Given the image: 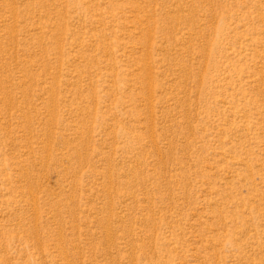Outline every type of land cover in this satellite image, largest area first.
<instances>
[{"label": "rangeland", "instance_id": "1", "mask_svg": "<svg viewBox=\"0 0 264 264\" xmlns=\"http://www.w3.org/2000/svg\"><path fill=\"white\" fill-rule=\"evenodd\" d=\"M0 264H264V0H0Z\"/></svg>", "mask_w": 264, "mask_h": 264}]
</instances>
